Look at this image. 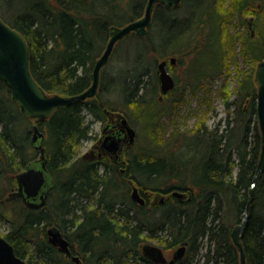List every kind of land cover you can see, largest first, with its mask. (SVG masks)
I'll list each match as a JSON object with an SVG mask.
<instances>
[{
  "label": "trees",
  "instance_id": "1",
  "mask_svg": "<svg viewBox=\"0 0 264 264\" xmlns=\"http://www.w3.org/2000/svg\"><path fill=\"white\" fill-rule=\"evenodd\" d=\"M145 2L0 0V17L24 36L30 72L45 92L74 95L91 84L95 58L105 49L111 27L143 16ZM152 13L145 35H125L138 47L121 76L102 68L96 96L58 107L49 118L32 121L21 115L0 79V221L8 224L2 236L28 264H74L48 243V226L65 234L81 264H155L140 250L145 238L157 239L166 251L185 243L177 264H239L230 233L245 215L251 188L241 245L245 264H264V170L253 181L261 150L254 70L264 59V0H181L170 9L157 3ZM247 15L255 19L254 37L246 29ZM159 23L167 36L154 41L151 31ZM170 56L185 66L184 85L198 94L207 95L214 79L236 71L233 90L222 91L225 83L221 87L222 127L218 121L213 127L201 122L190 131L166 134L161 129V118L169 112L165 104L180 102L173 97L179 77L157 99V63L164 59L168 65ZM105 110L123 112L132 126L142 122L145 143L136 144L131 154L127 150L125 163L101 162L99 171L78 151L91 136L86 114L104 121ZM33 123L43 133L46 167L54 181L46 204L37 209L19 197L4 199L16 188V174L38 155L31 143ZM199 146L198 159L182 155ZM128 180L141 193L186 195L149 208L129 197Z\"/></svg>",
  "mask_w": 264,
  "mask_h": 264
},
{
  "label": "water",
  "instance_id": "2",
  "mask_svg": "<svg viewBox=\"0 0 264 264\" xmlns=\"http://www.w3.org/2000/svg\"><path fill=\"white\" fill-rule=\"evenodd\" d=\"M180 2L181 0H146L143 16L129 21L122 26H112L108 35L109 38L104 46L105 49L95 58L93 70L90 74L91 84L85 88L83 92L64 96L46 93L39 83L36 82L32 72H30L29 51L24 36L19 30L12 28L0 17V79L9 88L11 98L13 102L19 106L21 115L31 120L49 118L58 107L74 104L75 102L84 101L86 98L96 96L100 83L101 70L109 61L115 43L125 38V35L130 32H134L137 35H145L147 33V27L152 20V11L157 3L163 5L165 9H170L178 7ZM169 61L172 63L175 62V57H170ZM165 63L166 60L164 59L157 63L159 85L163 92L171 90L174 88L173 86L175 84L174 77L168 72ZM254 73V83H256L257 94L255 116L257 126L259 127L261 150L253 180L264 170V59L258 61ZM118 120L121 124L119 131L124 134V137L120 136V133H117L110 134L104 139L105 142H108L106 150L112 153L120 151L123 145L121 144L123 139H125L127 146L130 147L136 137L134 127L123 113H118ZM32 126L33 135L31 143L39 152L38 159L35 158L33 161H30L24 167V170L16 174L15 179L17 180V187L14 191L8 193L4 199L10 200L15 197H20L29 208L37 209V207L45 203L44 200L46 198L47 189L54 185V181L45 166L46 158L44 157V147H42V140L44 138L43 133L35 123ZM81 156L86 160L95 157L92 149L83 153ZM249 191L245 215L241 222L232 228L230 233L233 244L236 246L240 256L239 264H245L244 248L243 245H241L240 239L246 226L247 212L250 208L253 195L252 188L249 189ZM172 195L175 197H183L186 194L175 190L172 192ZM130 197L139 204L144 203V198L140 196L138 188L135 185L132 188ZM46 233L48 243L56 246L59 251L68 254V242L60 230L54 226H50L46 230ZM185 246V243L178 245L168 261L165 258L163 250L157 245L155 246L146 242L141 246V250L145 258L155 263L169 262L170 264H174L182 260L181 258L186 251ZM74 258L76 259L77 257ZM0 264H28L23 258L15 255L13 245L1 235Z\"/></svg>",
  "mask_w": 264,
  "mask_h": 264
},
{
  "label": "rangeland",
  "instance_id": "3",
  "mask_svg": "<svg viewBox=\"0 0 264 264\" xmlns=\"http://www.w3.org/2000/svg\"><path fill=\"white\" fill-rule=\"evenodd\" d=\"M153 34L154 41H159L161 39H165L167 34L161 29L160 23L151 31ZM137 42L133 39H121L118 40L115 45L114 49L110 55V59L107 62V64L103 67V69H106V72L108 74H118V76H121L120 73L126 70L127 65L131 64L133 62V55L135 51L137 50ZM176 56V55H175ZM174 56V57H175ZM176 58V57H175ZM188 62V58H186ZM185 61V62H186ZM148 62V60H146ZM241 66V65H240ZM170 72L173 74V76L179 77L181 81L178 84V89L173 94L174 98H180V102L178 103H170L168 102L165 104V106L169 107V112L167 115L161 118V129L166 134L173 131V129H178L181 131H190L194 129L195 126L201 125V122H204V124L208 125L209 127H213L216 122L221 121V127L224 125V120L226 116V109L224 106V100L223 96L221 95V92L225 89L228 92H231L233 88L236 86V71L234 69H230V76L227 78H216L210 83V93L207 95L204 93L198 94V90L193 92L194 88H190L184 85V80L182 78V69L185 68V66L180 65L177 66L176 64L173 66H169ZM224 83L227 85L224 87ZM221 87H224L223 90ZM222 90V91H221ZM116 93L112 94V98H115ZM172 96L170 97L173 98ZM85 120L90 125V132L94 136L96 135L95 139H97L100 130L102 128V124L97 120L93 119L89 114H86ZM136 132V138L134 145L131 146L130 154L133 152L136 148V144H144L145 142V131L142 128V122L137 121V127L136 125H133ZM251 140V139H250ZM80 147L78 151V155L81 156V154L88 151L90 147V141L84 140L80 142ZM202 146L196 147L195 150L192 152H188L185 154H182L184 158L186 157H193V158H199L202 151ZM192 148V147H191ZM201 148V149H200ZM191 150V149H190ZM175 160H179L178 155H174ZM254 181V180H253ZM153 194L149 193V199L152 201L154 196ZM161 196H159L160 198ZM156 199V198H155ZM157 200V199H156ZM158 201V200H157ZM8 228V224L6 222L0 221V235L2 236L6 229ZM146 240L144 243L149 242L154 245H159L160 242L157 239L153 238H145ZM172 250H169L167 254V257H170ZM46 264V263H43Z\"/></svg>",
  "mask_w": 264,
  "mask_h": 264
},
{
  "label": "flooded vegetation",
  "instance_id": "4",
  "mask_svg": "<svg viewBox=\"0 0 264 264\" xmlns=\"http://www.w3.org/2000/svg\"><path fill=\"white\" fill-rule=\"evenodd\" d=\"M244 19H245V24H246V29L250 32V36L251 37H254V35H255V33H256V30H255V19H254V16H252V15H247V16H245L244 17ZM250 27H251V29H250ZM176 64V59H175V62H170V61H168V65H167V62L165 63V66L167 67V70L169 71V73L173 76V74L170 72V68H169V66L170 65H175ZM174 77V79H175V76H173ZM175 85V84H174ZM174 87V86H173ZM159 90H160V94H158V97H157V99H159L160 101L163 99L162 97H163V95L165 94V93H167V92H170L171 90H169V91H166V92H163L162 90H161V88H160V85H159ZM105 112H106V115H107V118H106V120H104V121H102V120H99V119H97L101 124H102V128H101V130H100V133H99V135H98V137H97V139H95V137H96V135H92L91 134V132H90V134H91V136H90V138H88L87 140H89L90 141V147H89V149L88 150H93L94 151V155H95V157L94 158H90V159H88V160H86V159H83V160H85V161H89V162H92L94 165H98L99 166V171H102V169H103V167L101 166V162L102 163H104V162H113V163H116V164H121V163H125V160H126V151L127 150H129L130 148H131V146L130 147H128L127 146V144L125 143V139H123L122 141H121V144H123L122 145V148L120 149V151L119 152H116V153H112V152H108L107 150H106V147L108 146V142H105L104 141V139L106 138V137H108L110 134H119L120 133V127H121V124H120V122H119V120H118V113H123V112H120V111H118V112H111V111H106L105 110ZM124 114V113H123ZM96 120V119H95ZM96 120V121H97ZM33 135V134H32ZM120 136H122V137H124V134L123 133H120ZM86 140V141H87ZM82 155V154H81ZM38 157V156H37ZM36 157V159H38ZM82 157V156H81ZM46 163H47V161H46ZM46 163H45V166H46ZM46 169H47V171H49V169L46 167ZM119 170H120V172H124V170H125V168H124V166H121L120 168H119ZM49 173H50V171H49ZM129 181V180H128ZM129 183H130V186H131V188H130V191H129V197H130V194H131V191H132V188H133V186L135 185V186H137V188H138V192H139V194H140V196H142L143 198H144V203L143 204H139L137 201H135V200H133V201H135L137 204H139V205H144L145 203L147 204V206L149 207V208H151L153 205H155V204H157V203H163L165 200H168L171 196H173V197H175L174 195H172V191L171 192H167V193H165V194H163L162 192H152V191H150V190H146V191H144L143 193H141V191H140V189H139V187H138V185H136V184H134V182H130L129 181ZM52 187L53 186H51L50 188H48L47 189V193H46V198H45V203L43 204V205H45L46 204V202H47V197L49 196V194H50V192L52 191ZM16 189V188H15ZM149 193H151V194H153L152 196H154L155 198H153L152 199V201H150V199H149V196H148V194ZM159 196H161L160 198H159ZM179 198H181V197H179ZM131 199H132V197H131ZM85 202V201H84ZM80 204H82V201L80 202ZM42 205V206H43ZM73 205H76V203L74 202L73 203ZM88 206H90V202H88V204H87ZM41 207V206H40ZM74 209H76V206H74L73 207V210ZM75 211V210H74ZM82 212V210H81V207L80 208H78L77 209V211H76V215L77 216H79L80 215V213ZM49 227V226H48ZM47 230V229H46ZM61 232V231H60ZM63 233V232H62ZM63 235H64V237H65V239H66V241L68 242V239L66 238V236H65V234L63 233ZM52 246H54V245H52ZM157 246H159V245H157ZM56 249H57V247L56 246H54ZM161 249H162V247L161 246H159ZM74 248H76V246L74 247ZM14 249V248H13ZM68 249H69V252H68V254H66V253H64V252H62V253H64V255L66 256V257H68L69 258V260L70 261H72L74 264H81L80 262H81V259L79 258V255L77 254V253H75L74 251H73V247L71 246V243L70 242H68ZM58 250V249H57ZM163 250V253H164V255H165V258L167 259V261L169 260V258L172 256V253L174 252V250L175 249H173V251H172V253H171V255H170V257H167V254L166 253H168V251L169 250H165V249H162ZM59 251V250H58ZM60 252V251H59ZM74 257H77L76 259L74 258ZM148 259V258H147ZM25 260V259H24ZM148 260H150V259H148ZM26 261V260H25ZM150 261H152V260H150ZM27 262V261H26ZM153 263H155L154 261H152ZM157 263H159V262H157ZM157 263H155V264H157ZM159 264H170L169 262H166V263H159ZM174 264H177V263H174Z\"/></svg>",
  "mask_w": 264,
  "mask_h": 264
}]
</instances>
